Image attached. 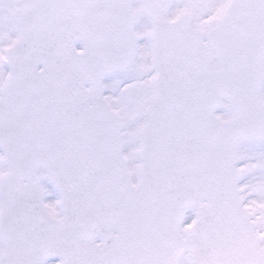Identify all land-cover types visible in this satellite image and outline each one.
Instances as JSON below:
<instances>
[{"label":"snow or ice","instance_id":"obj_1","mask_svg":"<svg viewBox=\"0 0 264 264\" xmlns=\"http://www.w3.org/2000/svg\"><path fill=\"white\" fill-rule=\"evenodd\" d=\"M0 264H264V0H0Z\"/></svg>","mask_w":264,"mask_h":264}]
</instances>
